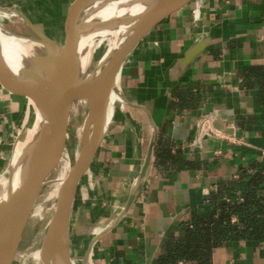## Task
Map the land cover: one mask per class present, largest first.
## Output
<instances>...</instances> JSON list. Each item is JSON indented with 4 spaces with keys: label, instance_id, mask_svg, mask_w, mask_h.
Here are the masks:
<instances>
[{
    "label": "crops",
    "instance_id": "0c3cea01",
    "mask_svg": "<svg viewBox=\"0 0 264 264\" xmlns=\"http://www.w3.org/2000/svg\"><path fill=\"white\" fill-rule=\"evenodd\" d=\"M60 1L67 13L73 0ZM5 62L12 73L0 70V129L18 101L17 75ZM263 70L264 0H193L133 51L72 201L76 264H158L216 201L241 199L264 168ZM204 112L217 114L221 137L197 138ZM209 257L210 264H264V236L223 240Z\"/></svg>",
    "mask_w": 264,
    "mask_h": 264
},
{
    "label": "water",
    "instance_id": "95a60500",
    "mask_svg": "<svg viewBox=\"0 0 264 264\" xmlns=\"http://www.w3.org/2000/svg\"><path fill=\"white\" fill-rule=\"evenodd\" d=\"M86 0H73L67 10L64 19V40L62 46L58 45V64L69 60L74 55L75 38L72 17L77 8ZM193 0H152L151 5L136 19L133 29L124 41L113 49L101 65L95 68L86 78L69 89L67 93H60L57 89L52 93L51 103L44 109L46 122L37 129L39 141V156L36 165L30 167L24 176V180L10 197L0 201V264H12L17 252L22 234L31 216L32 210L45 183L53 171L57 168L62 157V151L58 146V137L63 128L70 107L73 104L84 102L87 106L85 126L79 141V155L72 168V180L70 187L58 199L55 212L48 225L41 245L42 264H49L45 256L46 247L53 234L55 224L66 210L71 209L76 188L88 169L92 158L81 164L82 154L87 147L89 128L92 123V98L99 88L111 80L123 62L133 51L143 43L157 29L165 25L171 17L184 10ZM18 15L37 34L42 42L50 40L40 31L24 14L15 9ZM70 55V56H69ZM4 53L0 45V62H4ZM38 66L48 65L57 68L54 57L49 54H39L32 58ZM19 75L15 78L18 101L15 108L25 113L26 102L32 98L35 77L33 69L25 61L19 69ZM56 74V73H55ZM56 81V79H55ZM0 85L5 89V83L0 79ZM55 85V83H54ZM6 95H10L4 90ZM31 120L32 117H30ZM96 145L93 155L96 151ZM68 243V242H67ZM68 252V251H66ZM68 255V253H67Z\"/></svg>",
    "mask_w": 264,
    "mask_h": 264
},
{
    "label": "bare ground",
    "instance_id": "6f19581e",
    "mask_svg": "<svg viewBox=\"0 0 264 264\" xmlns=\"http://www.w3.org/2000/svg\"><path fill=\"white\" fill-rule=\"evenodd\" d=\"M90 1L91 0L84 1L83 4H81L77 8L72 17L74 38H82V35L86 34L85 32H90V41L92 42V40L96 36L99 37L108 33L113 35L116 32H121L120 38L116 41H113L110 48H108L109 50L107 49L108 51L106 50L107 52H104L98 63V68L105 60V58L109 55V53L124 41L126 36L133 29L137 17L148 10L151 2H149V0H94L87 6V11L85 13L88 19L84 21L85 23L78 33L76 32L75 28L77 23L76 15L78 13V10ZM96 10L98 11L97 14H99L102 18L103 26L98 27L88 25L90 24V17L95 13ZM0 12H2L4 15L10 14V16H19L17 11L13 8H9L8 10L7 8L0 7ZM86 25H88L90 28L87 29ZM50 40L55 43L53 44L50 41H45L43 43L28 41L24 37H18L15 34H8L0 29V45L3 49L4 58L8 63L16 67L18 70L22 67L23 62L27 61V50L30 47H45L47 49V54H49L51 57H54L56 66L58 65L57 68L44 65L42 66V71L33 70L35 81L33 84L34 88L32 98L30 101L26 102L27 107L22 122L23 126L26 127L27 135L22 141L18 143L13 152V161L8 177V184L0 201H4L10 197L14 190L23 182L27 170L37 163L39 156V141L37 137V129L39 125H42L46 122L44 109H46L47 106L51 103L52 93L54 94L57 89L62 94L67 93L69 89L83 80L76 79V70L78 63L84 66L87 62L86 55L83 53V51H80L79 60H76L75 56L73 55L69 60L62 61L58 64V45L60 44H58L53 39ZM60 46H62V44ZM77 50H81V43H78ZM0 70L9 73L11 72L5 61L0 62ZM19 73L17 74V76L19 75ZM118 91L119 69L114 77L109 80L104 86L99 88L92 98V123L89 128L87 147L82 154V165H85V163L89 161L96 145L99 143L100 138L109 123L112 108L111 103L116 98L120 97ZM74 110H76L75 107ZM86 115L84 117V123L82 125L78 124L77 121H75L74 123V130L76 131V139L78 143L85 126ZM30 117H32L33 120H31ZM67 119L68 115L58 137V146L60 150L64 139V127ZM77 153L79 155V150ZM72 158L73 153L68 152L65 148L64 150L62 149V157L59 163L60 165L61 161H63L62 169L59 173V176L55 179L53 186L54 188H56V204L54 207L51 208L50 206L49 209H44L41 212L42 219L49 216V220L51 221V218L56 209L58 199L66 192V190L71 185L72 168L77 157L75 158L73 163ZM40 206L41 202L38 203V201H36V204L34 205L32 210V215H39ZM69 218L70 210H66L63 215L59 217L55 224L53 234L48 241L45 253L49 264H76L74 262V258L70 255L69 249ZM40 251L41 247L40 250L36 253L39 261H42ZM79 264H83V262Z\"/></svg>",
    "mask_w": 264,
    "mask_h": 264
},
{
    "label": "rangeland",
    "instance_id": "374dc122",
    "mask_svg": "<svg viewBox=\"0 0 264 264\" xmlns=\"http://www.w3.org/2000/svg\"><path fill=\"white\" fill-rule=\"evenodd\" d=\"M151 1L152 0H149V2ZM64 2L65 3L63 4V1L51 0V3H55V6L52 8V6H49V4L48 6L46 5V3H50L46 0H0V7L7 8L8 10L9 8L21 10L34 20V23L39 28H41L47 37L53 39L61 45L64 40V18L66 15L65 4L67 3L66 1ZM88 4L82 6L76 15L77 23L75 28L76 32L78 33L85 23L84 21L88 19L85 13L87 11L86 6ZM97 13L98 11L96 10L95 13L90 17V24H88L89 26H103L102 18ZM88 25H86L87 29L90 28ZM0 29L8 34H15L18 37H24L28 41L43 43L39 40L37 34L20 16H10V14L4 15L2 12H0ZM85 33L86 34L82 35V38L77 37L75 39V59L79 60L80 51H83L87 59V62L84 66L78 63L76 70L77 80L86 78L92 71H94L98 66V63L104 52L110 48L113 41L118 40L121 36V32H116L113 35L108 33L103 36H96L91 42L90 32ZM78 43H81V50H77ZM27 52L28 54L26 62L28 65L33 70L42 71V66L36 65L32 61V58L34 55L47 54V49L40 46L36 48L30 47L28 48ZM12 68L16 73L15 75H17L19 70L14 66H12ZM74 107L76 110H74ZM86 111L87 106L84 102L73 104L69 110L68 119L64 127L65 131L61 151L65 148L68 152L73 153L72 163L77 157V152L79 150V143L76 139L74 123L77 121L78 124L82 125L84 123V117L87 114ZM23 116L24 113L15 108L11 118H9L8 121H5L3 127L0 129V199L2 198L4 190L8 184V177L13 161V152L18 143L22 141L27 135L26 127H24L22 124ZM62 163L63 161H61V164L57 166L45 183L43 191L37 200L38 203L41 202L39 215L36 216L32 215L31 213V216L22 234L17 252L14 255L12 264H42V261H39L36 252L40 250L43 236L45 235L50 222V217L48 216L42 219L41 212L44 209H49L50 206L51 208L54 207L56 204V188L53 186L55 179L59 176V173L62 169Z\"/></svg>",
    "mask_w": 264,
    "mask_h": 264
},
{
    "label": "trees",
    "instance_id": "16d2710c",
    "mask_svg": "<svg viewBox=\"0 0 264 264\" xmlns=\"http://www.w3.org/2000/svg\"><path fill=\"white\" fill-rule=\"evenodd\" d=\"M258 72V73H257ZM264 80V70L257 71ZM231 215L237 217L231 222ZM264 236V168L248 183L239 197L216 201L214 209L192 227L173 246H167L158 264H175L178 259L210 264L211 247L223 240Z\"/></svg>",
    "mask_w": 264,
    "mask_h": 264
},
{
    "label": "built area",
    "instance_id": "2783aa9c",
    "mask_svg": "<svg viewBox=\"0 0 264 264\" xmlns=\"http://www.w3.org/2000/svg\"><path fill=\"white\" fill-rule=\"evenodd\" d=\"M217 119L218 116L214 112H204L201 114L195 122L197 138H201L203 135L221 137L213 125Z\"/></svg>",
    "mask_w": 264,
    "mask_h": 264
}]
</instances>
